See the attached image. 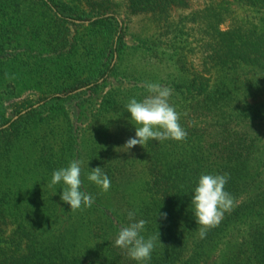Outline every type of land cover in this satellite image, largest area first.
<instances>
[{
	"label": "trees",
	"instance_id": "trees-1",
	"mask_svg": "<svg viewBox=\"0 0 264 264\" xmlns=\"http://www.w3.org/2000/svg\"><path fill=\"white\" fill-rule=\"evenodd\" d=\"M13 1L0 0V78L15 61L24 60L20 53L10 59L1 53L14 43L26 56L32 50L48 51L45 46L57 48L71 25L109 30L92 75L35 101L0 108V264H264V132L247 125L264 123V99L249 102L264 88V36L258 26L248 33L221 31L223 46L210 41L218 62L206 61L202 70L195 67L196 75L188 81L196 96L191 111L179 113L185 140L150 139L129 150L124 145L132 129H109L96 121V131L88 134L78 121L80 103L118 68L117 53L126 41L124 22L115 14L71 9L61 0H30L43 18L35 34L49 37L34 47L35 39H15L23 23L15 16L19 8ZM149 2L127 4L138 10ZM235 2L210 0L204 10L192 13L198 18L207 11L206 27H215L214 20L231 13ZM243 2L247 8L264 6V0ZM186 34L177 23L170 41H184ZM213 66L228 73L211 84L202 73ZM246 67L250 70L244 71ZM102 102L107 109L119 97L110 92ZM198 119L204 123L197 125ZM72 160L82 162L81 191L95 198L91 207L76 211L61 200L62 182L49 187L53 171ZM95 167L111 181L107 192L87 179ZM225 173L230 176L225 191L235 206L201 238L191 203L194 189L201 174ZM129 212L136 221H147L141 235L157 236L150 261H135L127 249L115 245L120 229L131 222Z\"/></svg>",
	"mask_w": 264,
	"mask_h": 264
},
{
	"label": "rangeland",
	"instance_id": "rangeland-1",
	"mask_svg": "<svg viewBox=\"0 0 264 264\" xmlns=\"http://www.w3.org/2000/svg\"><path fill=\"white\" fill-rule=\"evenodd\" d=\"M128 1L130 0H61L60 2L71 9L86 11L92 15L100 12H104L105 15L115 14L126 25L125 45L122 51L117 53L121 57L117 58L118 68L107 84L102 85L97 92L87 95L79 105L78 121L84 133H94L96 123L101 122L109 129L114 125L121 126L123 130L128 127L132 129L133 134L126 137H135L136 127L139 125L131 120V113L127 111L126 105L133 98L142 101L150 95L144 87L149 82L171 88L169 103L178 113L190 112L189 104L194 101L196 95L193 96V91L188 89V81L196 75L195 70H202L206 61L211 64L218 62L214 55L217 52L210 46V41L213 40L217 45L223 46L221 31L241 29L243 33H248L255 26H258V33L264 36V6L247 8L243 0H235L231 13L226 12L217 17L214 20L215 27L210 25L206 27L207 11L200 13L198 18L192 13L194 10H204L210 0L208 3L206 0H184L183 3L186 5L180 4L177 0H150L147 6L142 8L139 6L138 10L130 8ZM13 4L19 8L15 16L20 18V23H23V28L20 29L22 32L16 36V41L32 38L36 43L34 47H37L38 40H47L48 36L35 34L43 18L34 10L36 7L32 2L15 0ZM150 5H153L157 11ZM177 23L182 25L187 34L184 41L178 39L173 42L170 40ZM108 30L105 27L94 29L89 26L71 25L66 36L64 35L66 38L64 43L61 42L57 48L45 46L48 51L29 50L26 56L19 44H12L7 51L1 53H6L8 59L20 53V57L24 60L15 61L16 64L8 68L9 60L3 64L7 69L4 71L5 76L0 78V108L22 105V102L27 100L35 101L38 96L54 92L76 81L75 79L80 82L84 77L92 75V69L94 70L100 58L97 54L98 47L105 43ZM156 35L158 36L155 38V44L152 45ZM140 43L154 46L156 50L151 51L140 46ZM213 67H210L209 73H202L204 78L210 79L211 84L228 73L220 66ZM248 70L250 67L244 69V71ZM110 92L119 97V102L103 109L102 100ZM263 99L264 88L251 96L249 102L257 103ZM207 119L213 118L209 116ZM195 123L200 125L204 121L201 123L198 119ZM248 123V126L264 132L263 122L262 125H259L258 121Z\"/></svg>",
	"mask_w": 264,
	"mask_h": 264
},
{
	"label": "clouds",
	"instance_id": "clouds-1",
	"mask_svg": "<svg viewBox=\"0 0 264 264\" xmlns=\"http://www.w3.org/2000/svg\"><path fill=\"white\" fill-rule=\"evenodd\" d=\"M144 87L150 93L142 101L131 99L126 109L131 113V120L135 122V137L129 138L124 145L129 150L136 145H142L148 140L165 141L174 139L182 141L187 138V131L180 124V114L169 103L172 89L159 83H146ZM81 164L79 160H72L67 167L54 170L49 187L60 184L65 186L61 194V200L71 206V211L83 207H91L95 198L81 191ZM230 176L201 174L198 186L194 189L192 205L196 223L201 226L198 229L201 238L206 236V230L216 227L222 221L225 212H230L235 206L234 197L225 191ZM87 179L107 192L111 181L101 170V167L92 168ZM165 218L166 213L162 214ZM129 225L122 227L115 240L117 247L127 249L128 255L135 261H150L155 247L157 236L147 239L141 235L147 221L135 220V213L129 212ZM160 239V234H159Z\"/></svg>",
	"mask_w": 264,
	"mask_h": 264
}]
</instances>
